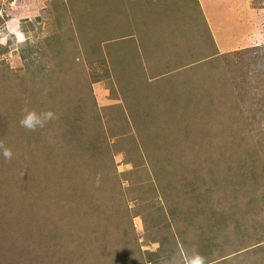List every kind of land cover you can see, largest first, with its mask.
Instances as JSON below:
<instances>
[{"label":"rangeland","instance_id":"374dc122","mask_svg":"<svg viewBox=\"0 0 264 264\" xmlns=\"http://www.w3.org/2000/svg\"><path fill=\"white\" fill-rule=\"evenodd\" d=\"M157 1L50 0L34 35L0 46V264H172L192 247L264 264V39L227 28L217 50L204 31L179 94L139 90L120 61L154 37L137 10ZM25 106L57 118L28 131Z\"/></svg>","mask_w":264,"mask_h":264},{"label":"crops","instance_id":"0c3cea01","mask_svg":"<svg viewBox=\"0 0 264 264\" xmlns=\"http://www.w3.org/2000/svg\"><path fill=\"white\" fill-rule=\"evenodd\" d=\"M212 1L158 0V3H151L142 12L137 10V13H144V17H147L145 20L152 18L151 25H147L146 21H144L145 23L139 22V24L147 25V30L154 37L149 43H145L144 48H136L135 55H137L133 56V61L131 60L133 57L129 55L127 58L129 61H126V58L120 61V68L123 69L124 66L132 62V67L138 71L137 75L134 74L130 78L129 83L138 82L137 85L142 83L139 90L144 89L157 94L161 89H166L163 87V83L168 80L169 89L179 94L180 85L177 84V81L183 82L184 77L188 78V71L194 64L193 61H187L189 52L192 51L189 45L193 43L196 36L203 34L204 31L210 33L217 50L226 49L228 43L230 45L236 41L234 32H231L230 35L226 34L227 28H236L234 31L240 30L241 36L250 37L249 43L255 44L258 38L264 39V6H254L250 0H240L241 2L235 6L224 3L214 9V5L210 4ZM49 2L50 0H9L7 4L1 5V48H5V44H8L9 48L12 45L24 43L34 35L43 22L45 9ZM240 17L248 19L245 21L250 24L243 25L244 28L241 29L234 26L235 20ZM174 46L177 48L174 53L175 57L172 60L164 59L160 63L159 61L146 60L141 53L142 51L150 52L156 47L162 53H164L163 51L172 53ZM136 59L147 63L140 62V65L136 67L134 64ZM144 64L147 65L144 66ZM147 84H151V86L147 88Z\"/></svg>","mask_w":264,"mask_h":264},{"label":"clouds","instance_id":"9594fccd","mask_svg":"<svg viewBox=\"0 0 264 264\" xmlns=\"http://www.w3.org/2000/svg\"><path fill=\"white\" fill-rule=\"evenodd\" d=\"M22 112L23 116L19 124L28 131H36L37 128H43L48 122L57 118L51 110L37 112L35 109H29L25 106ZM0 149H2L5 160L10 161L13 157V152L11 148L5 146L2 140H0ZM98 181L99 177H97V183ZM165 264H168V262L165 261ZM172 264H206V260L195 247H192L190 250H186L184 254L173 257Z\"/></svg>","mask_w":264,"mask_h":264}]
</instances>
